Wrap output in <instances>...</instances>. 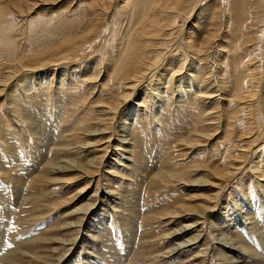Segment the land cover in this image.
Returning <instances> with one entry per match:
<instances>
[{"label":"rangeland","instance_id":"1","mask_svg":"<svg viewBox=\"0 0 264 264\" xmlns=\"http://www.w3.org/2000/svg\"><path fill=\"white\" fill-rule=\"evenodd\" d=\"M13 1L16 2L17 0H1L0 4L10 6L9 3ZM26 1L27 7H24L26 6L25 3L22 4L24 5L22 7L25 9L24 11L29 10L36 0ZM102 1L58 0L57 3L48 6L37 1L39 6L34 8L30 12L31 14L19 13L20 15L15 10V6L12 9L10 6L9 15H12L7 16L4 21L6 24H0V29L3 31L1 32L4 33L0 35V81L5 80L3 76H7L9 72H12L16 67L15 62L23 59L24 55L57 43L64 31L68 32L71 28H75V26H71L72 23H84L85 18L82 19L83 15L87 14L93 17L97 9L95 4L98 5ZM124 1L128 0H115V7L119 4L122 5ZM220 1H218L219 6L222 5L223 0ZM231 1L234 2L235 0ZM227 3L229 4V2ZM227 3L224 2L223 4L228 5ZM112 13L114 14L115 11ZM102 17L104 19L105 16ZM102 17L100 22L104 24L106 19L103 20ZM229 19L228 17L227 23ZM12 22L14 24H10ZM62 23H64V26ZM107 23L105 28H101L105 29L101 38L95 42V36H91L92 45L89 46L87 53H81L77 58L73 57L68 64L43 68L46 74L44 72L39 76L46 77L44 81H40L43 86L42 84L33 86L26 79L30 72L23 71L19 72V75L17 74L13 80L11 79L5 90L1 92L2 94L0 93V264H217L218 262L228 264L231 260L229 258L244 262L240 264H264V181L258 179L259 176L256 174V170L253 171L259 164L256 165L257 167L252 165L254 164V157L258 153L261 158L264 155L261 142L264 141V135L260 134V141L257 142L259 146L253 148L255 156L251 153L244 169L229 180L230 182H222L223 187H219L220 189L215 187L210 189L211 187L208 186L192 188L186 185V181L197 180L207 175V171L202 170L205 165L213 164L217 166L223 164L225 151L222 149L224 147L222 146L219 150L216 146L224 142L229 123V118L225 116L230 113L226 104L232 98L233 91L231 92V90H234L233 77L235 76L233 61L225 62L224 59L225 55H230L227 52L232 43L231 35H227L228 24L221 32L216 48L210 51L212 52L211 58L213 56L217 57L215 59L217 62H214L213 59V62L216 63L213 65L212 61H209L211 66H214L212 73L214 83L212 85L213 89L211 87L207 93L211 94L210 97L212 95V97H215L205 99L207 107L204 105V110L206 108H215V110L209 117L204 118V120H207L206 122L201 124L196 114H191L194 110L192 98L195 97V93H186L182 97L183 91H177V93H174L175 96H172V98L174 97L172 101H170L173 110L180 107L175 116H168V109L161 110L163 102L160 100L158 107H153L152 113L148 107L132 109V111L137 109V114L142 117L141 119L148 118V128H144L145 123L143 121H140V123L133 120L136 114L135 116L130 114L131 116H127V120L120 123V118L125 114L128 105L137 107L138 104L143 102L145 93L138 92V95L133 97L116 116L115 129L111 131L110 148L107 149L109 152L106 154L103 163H100L102 164L99 167L100 169H95L97 173L87 175L78 170L71 172L63 170L62 173L55 169L59 163L58 166L61 165L60 167L66 168L65 166H68L67 160L73 161L74 159L79 164H83L102 156L103 152H95L93 148L83 147L91 142V138L88 136L85 138V136L88 130L96 128L93 122L87 124L88 129H80L79 123L82 122L83 124L86 119L99 112L96 110V101L100 96V83L102 84L104 80L101 81L104 70L99 76L100 79L94 80L92 74L97 64L103 62L107 56L103 49L104 42L110 33V21H107ZM179 25H184V21L179 20ZM189 27L190 20L189 22L186 20L182 38L188 35ZM3 28H6V30ZM204 28L207 29V25L201 28L199 35L206 33ZM10 40H13L12 43ZM3 41L10 42V49L13 51L9 53L2 44ZM225 48L226 50H224ZM68 49L66 51L70 52V49ZM220 50L222 51L219 52ZM245 50H250V47ZM213 51L215 54H213ZM102 52L104 56H102ZM180 53L182 52L176 50L171 53V56L170 53L166 54L161 61V66L167 63L172 56L181 57ZM15 56L16 58H14ZM47 57H50V55ZM190 61L191 63H189ZM224 63L232 66L231 73H227L226 69L221 68ZM198 64L197 59L189 58L186 61L187 68L183 71L182 76H186V71L191 75L194 69L197 70ZM203 64L205 67L207 66L206 63ZM252 65L253 62L247 63L246 68H251ZM74 67L77 69L70 71V68ZM31 75L36 74L33 72ZM31 75L30 77H32ZM24 79L25 81H23ZM21 81L24 86H21ZM148 82L145 83V86ZM193 83L196 84V80H193ZM157 84L159 85V83ZM158 85L155 94L165 99L169 94ZM185 85L187 86V82ZM153 87L154 83L148 89L149 94L152 93L151 88ZM78 95L81 96L77 99ZM79 100L81 103L76 102ZM11 101L13 102L11 103ZM179 102H182L181 105H179ZM167 107L168 105L165 108ZM145 112L148 114L146 115ZM220 114L221 117L216 116ZM223 114L225 115L223 116ZM157 120H159L158 123H156ZM235 121L237 119L232 120V122ZM121 124L125 127L123 126V128ZM217 127H220V131H217L219 133L218 137L211 140L202 137V133L215 132ZM127 131L128 133H126ZM197 133L198 135H196ZM199 134H202V136ZM120 135L123 139L128 138L132 142L128 148V154L124 156V158L130 157V159L128 162L124 159L127 163L123 162L126 166L122 167L124 169L122 173L124 174L118 178L108 172L116 169L115 160L118 159L113 156L115 153L111 151L114 149L117 140H122ZM240 135L239 132H236V141H241ZM105 136H108V134ZM199 136L202 138L200 139L201 144L189 147L187 141L195 137L199 139ZM245 143L246 141H243L241 144ZM51 163L54 164L51 165ZM117 169L119 168L117 167ZM184 170L187 171L188 176L191 175L186 176L183 180L179 177V180L175 179L176 177L173 178L172 174H175L174 172H184ZM79 176L81 178H78ZM156 176L157 178L160 177V181ZM62 178L65 180L63 181ZM163 179L166 181H163L164 184ZM209 190H214L219 194L218 200H220L217 205L210 206L209 204L213 210L206 213L204 219L201 218L199 226L190 229L185 234L175 236V232L181 227L190 225L199 218L191 215L181 216L184 212H181L180 208L191 206V204L194 205L193 207L198 206V204L206 205L204 199L212 193ZM195 195H199L200 198L195 199L197 201L190 200ZM88 203L93 204V206L87 213L76 211L82 204L84 206ZM172 208L177 210H172ZM175 211L179 215L174 214L173 216ZM168 215H170V218ZM229 216L230 218H227ZM206 219L208 220L206 221ZM73 224L75 226H72ZM219 230L221 231L218 232ZM197 233L200 238L195 245L189 249H177L176 243L185 241L189 236H191L189 238H193L197 236ZM199 233L201 234L199 235ZM211 235L212 237H210ZM230 236L237 238L239 244L229 243L227 239L231 238ZM223 239L225 242L221 241ZM62 240L65 245L62 244ZM69 240L70 243L67 242ZM172 249L175 250L171 251ZM224 258L227 259L228 263Z\"/></svg>","mask_w":264,"mask_h":264},{"label":"bare ground","instance_id":"2","mask_svg":"<svg viewBox=\"0 0 264 264\" xmlns=\"http://www.w3.org/2000/svg\"><path fill=\"white\" fill-rule=\"evenodd\" d=\"M37 1L40 2V4H44L45 6H48V5H53V4L57 3L56 1H58V0H36L35 4L31 5V8H29V10H27V11H24L25 9L22 8L24 6L22 4L27 2L26 0H17L16 2H14V1L10 2L9 4H11L10 5L11 9L15 6V10L18 11V14L19 13L24 14V13H30L31 11H33L34 8L39 6ZM218 1L219 0H128V1H124L122 3V5L119 4L118 5L119 8H117L118 6L115 7V0H103L98 5L95 4V7L97 9H96L95 15L93 17L88 16L87 14L86 15L88 17L86 15H83L82 19L85 18L84 23H82V22H80L79 24L72 23L71 26H75V28L74 27H73L74 29L71 28L68 32L64 31V33L61 34L62 35L61 38H59L60 36L57 37V38H59L58 39L59 41L57 43H55L53 45L50 43L51 46H45L42 49L36 48V49H38L37 51H34V52L31 51L29 54L24 55L25 57L19 61L14 59L15 61H17V62H15V66H16L15 68L16 69L14 68V70L12 72H9V74L7 76H3L5 78V80L3 82L0 81V88H1L0 93L5 90V87L9 84V81L11 79L13 80V78L17 74L19 75V72H23V71H27V73H28V71L30 72V74H28L26 76V79L29 80L31 82V84H33V86H35L37 84L38 85L42 84L41 82L44 81V79L46 78V77L44 78L43 76L39 77L40 75L44 74V72H45L44 71L45 69H43V68H46V67L49 68L51 66L53 67V66H56L58 64H60L61 66L63 64H66V63L68 64L69 61H71L73 57L77 58V56H79L81 53H87L89 46L91 47V45H92V37L91 36H95V42H96L104 34L105 29L103 30L101 28H105V25L108 24L107 21H110V23H109L110 33H109L106 41L104 42V46H103V49L105 50V54L107 55V56L105 55L106 59L102 58V59H104V61L101 60L103 62H99L97 64V67L94 69V72L92 74L93 79L97 80L99 78V76H101L102 71L104 70V73L102 75L103 78H101V81H102V79H104V80L102 81V84L100 83V85H101L100 90H99L100 96L98 97V99L96 101V104H97L96 110H98L99 112H97L96 115H93L90 118L86 119V121H84L83 124H82V122L79 123L80 127H81L80 129H88L87 124H89V122H93L94 127H96V128L94 130L91 128L90 130H88V132H86V136L84 135L85 138L87 136L90 137L91 142L87 143L86 145L82 143L83 145H85V146H83V145L82 146L86 147V148H93L95 152H103L102 156L95 158L93 160H90L87 163H83V164H79L78 162L74 161V159H73V161L67 160L68 162L64 160L65 162L68 163V166H65L66 168L60 167L61 165L58 166L60 163L57 164L58 167L56 166V168H55V169H58L60 172H62L63 170L69 171V172L74 171V170H76V171L78 170V171H81L83 174L91 175L92 173H95V172L97 173L96 170L102 166V164H100V163L101 162L103 163V160H104L106 154L109 152V150H107V149L110 148L109 143L111 142V139H112V137H111L112 132L111 131L113 129H115L114 126H115V122H116V119H115L116 116L118 115V113H120L121 109H123L133 99V97L138 95V92H144L145 93L144 98H143V102L138 104L137 107L128 105L126 110H125L126 111L125 114H123L120 118V123H123L125 120H127L126 118H128L130 114H132V116H135V114H136L135 119H133V120L139 121V122L143 121L145 123L144 128H148L149 127V125L147 123L149 121L148 118L146 117L145 120L141 119L142 117L137 114V109H135L136 111H132V109L133 108H138V109L141 108L142 109V108L148 107L150 112H151L153 107H155V108L158 107L157 105L160 103V100H162L161 102H163L162 103L163 105L161 106V110L168 109V111H167L168 116H175L176 112H178L180 107L173 110L171 108L172 106L170 105V101H172V99L174 98V97L172 98V96L174 95L175 92L177 93V91H183L182 97H184V94H186V93L194 92L195 97L192 98L193 104H194V106H193L194 110L193 111L190 110V111H192L191 114H196V116L200 119L201 124L207 121V120H204V118L207 116L209 117V115L211 113H213V111L215 110V108H211V109L206 108L204 110V105L205 106L207 105V104H205V99H208L211 95V94L209 95L207 92H209L208 90L212 87V85L214 83V80L212 79V73H213V67L214 66L212 67L209 61H212L213 65L216 64V63H214L215 61L217 62V60H215L217 57L213 56L211 58L212 52H210V51H212L216 48L215 46H216L217 40L219 37H221V34H222L221 32H222L223 28H225L226 24H228L227 27H229V29H228L227 35L228 36L231 35L232 43H231L230 49L227 52V53H230V55H228V56L225 55L224 59H225V62H229L230 60L233 61L232 64H233V67L235 66V69H234L235 76L233 77L234 78V84H233L234 90H231V92L233 91L232 98L230 99V101L228 100L229 103L226 104L227 109L229 110L230 113L228 116H225V117L229 118V123L227 125L225 137L223 140L224 142H222L221 144L219 143L218 144L219 147L216 146L217 148H219V150L222 146L224 147V149H222L225 151V153L223 155L224 156L223 157V164H220L217 166H215L213 164H210V165L207 164L204 167L202 166L203 167L202 170L207 171V175L204 176V178L186 181L187 187L202 188V187L208 186V187H211L210 189H212V187L220 189L219 187H223V183H226L229 180L233 179L234 176L237 175V173H239L240 171H242L244 169V166L246 165V163L249 159L248 158L249 155L251 153L253 154V148H256L259 146L257 144V142L260 141V139H259L260 134L264 135V0H235L234 2H232L231 0H223V2H221L222 1L221 0L220 2L222 3V5L220 4V6H219ZM230 1H231V3H230ZM120 2H122V1H120ZM224 2L225 3L229 2V4L227 3L228 5H224L223 4ZM7 5H8V3H7ZM25 5L26 6H24V7H27L26 3H25ZM10 6L9 5L8 6H6V5L2 6V4H0V24L5 23L4 21L7 19V16L9 17L10 15H12V14L9 15ZM207 10H210V11L208 12ZM113 11H115L114 14L112 13ZM102 16H105L104 19ZM194 16H195V18H193ZM101 17L103 20H105V19L107 20V21L106 20L104 21V24H101L103 22H100ZM228 17L230 19H229V22L227 23ZM88 18H89V20H88ZM63 20L65 21V18ZM66 20H68V19H66ZM179 20H183L184 25L180 26ZM186 20H187V22H189V20H190L189 33L185 38H182V35L184 33V26L186 25ZM10 24H14V23L12 22ZM10 24H8V25H10ZM63 24L64 23H62V25ZM68 25H70V24H68ZM205 25H207V29L204 28V29H206V31H205L206 33L203 35H201V34L199 35L201 28L205 27ZM33 27H34V25H33ZM3 29L6 30V28H3ZM1 31L2 30L0 29V35L1 34L3 35L4 34V33H2L3 31L2 32ZM54 31H56V30H54ZM57 31H58V29H57ZM10 34H11V31H10ZM53 35H55V34H53ZM58 35H60V34H58ZM12 41H11V43H12ZM11 43L10 42H4V41L2 42V44H4V46H5V49L8 50L9 53L11 51H13L10 49ZM12 46H13V44H12ZM247 47H250V50L244 51V49H246ZM67 48L70 49V52L66 51ZM15 49H17V48H15ZM176 50H178V52H182V53H180V55H182L183 58H181L182 56L180 57L177 55L172 56L171 58H169L170 60L167 61V63H165V64H163V66H161V64H162L161 61L164 58V56L168 53H170V56H171V53H174ZM222 50H220L219 52H221ZM224 50H226V48ZM14 51H16V50H14ZM101 51H103V50L101 49ZM50 52H51V54H49ZM223 53H224V51H223ZM47 54L50 55V57H47L48 56ZM213 54H215L214 51H213ZM13 56H14V54H13ZM102 56H104L103 52H102ZM216 56H218V55H216ZM14 58H16V56ZM189 58L197 59L199 61V64L196 67L197 70L194 69L195 71L193 70V73L191 72L192 73L191 75H189L188 74L189 72L186 71L187 72L186 76H182L183 71L187 68L186 67V61ZM213 59H214V62H213ZM98 61H100V60H98ZM250 62H253V65L251 66V68L247 69L246 64L250 63ZM189 63H191V61ZM203 63H206L207 68L204 66ZM194 65H195V63H194ZM8 66H9V64H8ZM160 66H161V68H160ZM76 67L70 68V71L76 70L77 69ZM221 68L226 69V71H228L227 73H231V71H232V66L229 65L228 63H224L223 65H221ZM6 69H7V67H6ZM62 69H63V67H62ZM7 71H8V69H7ZM33 72L38 76H36V75L32 76L31 73H33ZM58 72H59V70H58ZM1 73H2V71H1ZM45 74H46V72H45ZM30 75L32 77H30ZM193 80H196V84L193 83ZM23 81H25V79ZM65 81H66V79H65ZM147 81H149V82L145 86V83H147ZM217 81H219V80H217ZM156 82L159 83L160 87H162V90L165 89V91L169 94V96H167L165 99H164V97H161V96L159 97V95L155 94V91H157V85H158ZM186 82H187V86L185 85ZM153 83H154V87L151 88L152 93L149 94L148 89L150 88V86H152ZM215 83H217V82H215ZM94 84H96V83H94ZM28 85H29V83H28ZM21 86H24L23 82H22ZM42 86H43V84H42ZM228 87L229 86L227 85V88ZM27 88H28V86H27ZM42 88H41V90H42ZM197 88H199V89H197ZM217 88L219 89V87H217ZM211 89H213V87ZM87 90H89V89H87ZM228 91H229V89H228ZM164 94H165V92H164ZM155 95L158 97H156ZM160 95H161V93H160ZM225 95H226V93H225ZM80 96L81 95H78L77 99L80 98ZM212 96L210 98L215 97V96L214 97H212ZM15 97L17 98V96H15ZM14 98H12V99L14 100ZM83 100H85V99H83ZM12 102L13 101H11V103ZM76 102L81 103L80 100L76 101ZM173 102H175V101H173ZM181 103L182 102H179V105H181ZM94 104H95V102H94ZM75 105H76V103H75ZM167 105L170 109L168 107L165 108ZM217 105H219V104H217ZM224 105H225V103H224ZM14 106H15V104H14ZM14 106H13V108H14ZM219 110H220V108H219ZM219 110H218V112H219ZM145 113H146V115L148 114L147 112H145ZM177 114H179V113H177ZM224 115L225 114H223V116ZM216 116L221 117L222 115L220 114V115H216ZM189 117H191V116H189ZM236 119H237V121L232 122V120H236ZM158 121L159 120H157V122L156 121H154V122L158 123ZM121 125H122V127L124 126L123 124H121ZM157 126H158V124H157ZM78 127H79V125H78ZM192 131H193V129H192ZM217 131H220V127H217L215 132L208 133L209 132L208 131L206 133H202L203 136H202V134H199V135L202 137H205L207 140H211V139H214L215 137L219 136V133ZM236 132H239L241 134L239 137L241 139V141L235 140ZM126 133H128V131ZM107 134H108V136H105ZM196 135H198V133ZM82 137H83V135H82ZM196 137L195 138L190 137L191 139H189L187 141L188 146L190 145L189 147H191V146L195 147L196 145L199 146L201 144L200 139H202V138L200 137L199 139H197L198 137L197 138ZM121 138H122V140L118 139L117 143L115 144L114 149L111 151V152L115 153L113 156H115L116 159H118V160H115V162L117 164L115 166L116 169L112 172H108L110 174H114L118 178L122 177L123 176L122 174H124V173H122V172H124V169H122V167H126V166L123 162H125V161L128 162L130 159V157L124 158V156L126 154H128V148L130 147L131 142H132V140H130L128 138L123 139L122 136H121ZM240 139H237V140H240ZM104 140H106V141H104ZM69 141H71V140H69ZM185 141H183V142L185 143ZM243 141H246V143L242 145L241 143ZM183 142H182V144H183ZM261 142L263 144V150H264V141H261ZM260 147H262V146H260ZM59 148H60V146H59ZM80 149H82V148L80 147ZM239 149H242V150H239ZM57 153H58V151H57ZM254 153L256 154L257 152L255 151ZM93 154H94V152H93ZM258 155H259V153L257 154V156H255V155H254L255 157L253 156L255 158V160L254 161L252 160L254 163L252 165L256 166L259 164L258 167L256 166L257 167L256 169L254 168L253 171L256 170L257 171L256 174H258V176H259L258 179L260 181H264V179H263L264 178V164H263L264 163V155L262 156V158H261V156H258ZM121 158H123V159L121 160ZM259 158H261V160H259ZM124 159H125V161H124ZM57 161H58V158H57ZM255 161H257V162H255ZM200 162H202V161H200ZM52 164H54V163H51V165ZM204 164H205V162H204ZM117 167L119 169H121L122 171L117 169ZM198 168H199V166H198ZM50 170H52V169H50ZM187 171L184 170V172H180V171L177 173L174 172L175 174H172V176H173V178L176 177L175 179H178V177H179V178H181V180H183V178H186V176L189 177L191 175L190 174L188 176ZM161 172H159V173H161ZM65 173H67V172H65ZM104 173H103V175H104ZM170 173H171V171H170ZM164 174L166 175V173H164ZM78 178H81V177L79 176ZM86 178H84V179H86ZM156 178H157V176H156ZM157 179H159V181H160V177ZM164 179L162 180V182L164 181ZM190 179H192V178H190ZM64 180L65 179H63V181ZM75 181H76V179H75ZM167 181H169V180H167ZM164 182H166V181H164ZM164 182H163V184H164ZM218 182H221V183L218 184ZM242 190H244V189H242ZM209 192H212V193L209 194L208 196H206V199H204V201L206 202V205H203V204L199 205L198 204V206L193 207L194 205L192 206V204L190 203L191 206H183L180 208L181 209L180 211L184 212L183 214H181V216H188V215L190 216L191 215V216H197L200 219L196 218L197 220H195V222H193L192 224L187 225V226H183L179 230L177 229L178 231L175 232V234H174L175 236L180 235V234H185L190 229L199 226L201 224L200 223L201 218L204 219L205 214L208 213L210 210H213L212 208H210V206L213 204L217 205V203L220 200V199L218 200L219 194H217L214 190L213 191L209 190ZM96 193H98V192H96ZM252 196H255V195H252ZM74 198H75V196H74ZM198 198H200V196L195 195V196L191 197L190 200H192V199L195 200ZM186 201H187V199H186ZM195 201H197V200H195ZM184 203H185V200H184ZM181 204H183V203L181 202ZM209 204H210V206H209ZM82 205L76 211L87 213L93 206V204H91V203H88L84 206H82ZM175 209L172 208V210H175ZM167 213H169V212L167 211ZM165 214H166V212H165ZM174 214L179 215L178 212H176V211L173 213V216H174ZM68 215L70 216V214H68ZM169 216L170 215H168V217ZM227 218H230V216ZM208 219H206V221ZM74 224L72 226H75ZM69 225H71V224H69ZM213 225H215V224L213 223ZM213 227H215V226H213ZM198 230H200V229H198ZM220 231L221 230H219L218 232H220ZM201 233H199V235ZM194 236H195V234H194ZM189 237H191V236H189ZM189 237H188V239H186L183 242L176 243L177 249H179V250L184 249V248L189 249L193 245H195L196 242L200 238V236H198V233H197V236H195L193 238H189ZM210 237H212V235ZM203 239H204V237H203ZM63 240H62V242H63ZM208 240H209V238H208ZM221 241L225 242L224 239ZM227 241L229 243L234 244V245L239 244V241L237 238L231 237V238L227 239ZM67 242L70 243V240ZM71 243H73V242H71ZM208 243H209V241H208ZM62 244H64V242ZM176 246H175V248H176ZM204 247H207V246H204ZM239 247H241V246H239ZM187 249H185V250H187ZM173 250H175V249H172L171 251H173ZM199 255H201V254H199ZM204 257H203V259H204ZM228 257H229V255H228ZM229 259H231L230 263H228L226 261L227 259L224 258V260L228 264L244 263L241 261L232 260V258H229Z\"/></svg>","mask_w":264,"mask_h":264}]
</instances>
